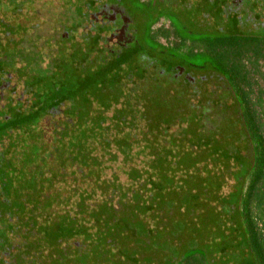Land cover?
<instances>
[{
  "label": "rangeland",
  "instance_id": "rangeland-1",
  "mask_svg": "<svg viewBox=\"0 0 264 264\" xmlns=\"http://www.w3.org/2000/svg\"><path fill=\"white\" fill-rule=\"evenodd\" d=\"M16 1L15 7L0 3V28H15L12 36L0 29V49L13 39L18 50L33 51L40 75L49 79L29 91L33 66L24 69L23 62L0 79V175L10 179L17 191L12 200L20 203L16 217L0 220L10 237V249H0V264H30L29 259L35 264H256L251 249H239L231 233L232 208L224 206L232 201L228 193L236 183L230 174L237 166L215 155L248 154L238 110L228 94L223 99L227 85L216 76L195 72L214 81L207 91L187 94L177 84L166 89L170 78L194 77L195 65L210 61L194 53L197 45L175 42L166 28L168 21L191 42L237 34L264 45V0L251 1V9L262 11L256 25H228L221 32L214 29L220 0L202 3L197 9L209 19L196 37L189 15L183 26L165 9L123 0L136 18L134 38L115 53L98 51L97 36H87L86 47L79 40L68 48L58 44L65 35L59 26L62 11L78 0ZM87 6L96 7V0ZM136 11L145 20L138 22ZM259 63L261 69L251 65L257 75L259 69L264 72ZM211 67L199 69L213 73ZM258 114L264 124V108ZM132 115L136 123L120 124ZM100 120L103 131L88 137L90 126ZM35 151L37 159L29 160ZM64 151L71 157L68 163ZM2 193L0 188V200ZM223 235L233 246L219 240Z\"/></svg>",
  "mask_w": 264,
  "mask_h": 264
},
{
  "label": "trees",
  "instance_id": "trees-1",
  "mask_svg": "<svg viewBox=\"0 0 264 264\" xmlns=\"http://www.w3.org/2000/svg\"><path fill=\"white\" fill-rule=\"evenodd\" d=\"M87 1L88 0H78V3L79 5L87 6ZM7 3L15 7L16 1L9 0ZM70 7L71 6L68 4L66 8L63 9L61 16L62 23L73 22L72 19L74 18V11L71 10ZM18 11H20L19 7H17L15 12ZM75 22L77 23L76 19ZM5 27L6 28L4 29H7L9 34L15 31L14 27L12 29L8 25H5ZM169 34L176 35L177 32L174 29H171ZM233 35L234 34L221 37L217 36L215 37L216 39L213 38L211 40L209 38L202 39L199 37L193 40L192 47H196V45L198 46L197 49L195 48V54L203 53L205 57L208 56L210 58V61L201 59L202 65H195V67L200 68L203 65H211L213 67H211L212 70L218 73L219 76H222L228 87L231 89L230 92H223V99H225L228 94L231 99L234 100L233 108L238 110L237 114L240 126L242 127L241 136L247 150H249L248 154L237 155L223 151L222 153L215 155L223 161H234L237 166V171L233 175L230 174L235 179L236 183L234 189L228 193V196L230 195L232 201L229 204H224V206L232 208V211L229 212V218L232 219L231 224L234 229L231 233L235 235V240L238 239L237 245L239 249H243L244 247H247L246 249H251L252 253H254L256 257V264H264V124L259 122L258 114L260 109L264 108V72L260 71L261 65L259 63L261 61L262 65H264V45L257 44L255 37L252 36L243 38L241 35ZM182 39L185 41L187 38L182 37ZM0 51V66L5 68H2V71L0 72V74L2 73V75H0L1 80L10 74L11 68H13L17 62H23L25 66L24 69L31 68L30 65L33 66V69H29L32 70V77L30 78L31 85L27 86L29 91H38L49 79V77H47L48 75H40L43 73V69L41 67L37 68V61H35L37 59L34 60L35 53H32L33 51L25 53L24 49L18 50L12 45H9V47L5 50L0 49ZM60 54L61 52H59V56ZM28 56H31L30 60L28 59ZM253 64L254 66L260 67L258 75L252 71L251 65ZM87 69L88 68L86 67V71L89 70ZM261 73H263V75H261ZM82 76H84V74H82ZM82 76H77L76 74L75 78L79 79ZM256 77L262 79V86L258 85ZM54 79L55 77L52 78V80ZM181 112L182 111H180V113ZM135 115H132L130 119L122 117L120 119V124H124L126 120L136 123ZM208 119L209 118H206L200 123L205 121L207 122ZM128 121L127 125H129ZM98 124V127L96 125L90 126L88 132L86 133L88 137L89 135L94 137L98 132L101 133V131H103L99 128L102 126L101 120ZM160 129H162L161 125H159L156 130ZM162 134H164L163 131ZM84 137L85 138H82L81 136L80 139H86L85 134ZM151 142L153 141L151 140ZM151 144L155 145L157 143L153 142ZM64 145L63 150L66 149L67 151L68 149ZM60 147L61 145H59V148ZM78 150L81 151V148L78 147ZM64 154L68 155L66 162H70L71 157L69 152H65ZM82 154L84 155V153H81V155H79V159ZM37 155L38 152L35 151L34 155L31 154L29 160L32 161V159H37ZM62 170L63 167H61L60 172ZM0 176V188L3 192L2 194L4 195V197L0 200V220L2 221L4 219L5 221L10 222L12 220V216H15L16 211L19 209V206L16 205L20 203H16L15 200H12L16 197L15 194L17 191L10 179L5 176V173H2ZM95 177L99 178L98 173ZM139 180L140 179L136 176L132 179L133 182ZM135 183L138 184L137 182ZM40 184L45 183L41 182L39 185ZM91 194L93 193L91 192ZM87 197L88 196H86V198ZM84 203L86 204L85 200ZM138 204L143 207L142 203L138 202ZM105 206L108 211L112 210L111 213L115 212L110 204H106ZM254 212H257V217L259 218L256 221V216L254 217L253 214ZM105 214L102 213L101 215L104 216ZM1 223L2 222H0V249H10L9 246H6V244H9V240L7 239L10 238L9 231L6 227L1 225ZM72 234V237L75 236L77 231H74ZM224 236L225 235H223V238H220L219 240H226L227 246H229L231 243L225 239ZM242 238L246 242L245 246L239 241ZM232 244L231 246H233ZM231 246H229V248ZM34 261L35 260L33 259H29L27 263L35 264ZM24 262L26 263L25 260ZM36 264H38V261H36Z\"/></svg>",
  "mask_w": 264,
  "mask_h": 264
},
{
  "label": "flooded vegetation",
  "instance_id": "flooded-vegetation-1",
  "mask_svg": "<svg viewBox=\"0 0 264 264\" xmlns=\"http://www.w3.org/2000/svg\"><path fill=\"white\" fill-rule=\"evenodd\" d=\"M0 0V3H7L9 0ZM16 1V0H15ZM140 3H147L155 9H165L168 12L172 13L174 15L175 22L177 24L184 25L185 16L189 15L188 19H190L192 30H195L193 34L194 37L198 36L196 34L202 32L204 29V23L207 22L209 19L206 12H201L200 9L198 11L197 7L199 8L202 6V3L209 4L211 0H138ZM252 0H220L218 2V13L221 12L220 16L218 15L219 19H217V24L215 26L216 32H221V29L224 27L233 26V27H239L242 25H246L247 23H252V25H256V21L261 17L260 14L262 13L261 9L256 8L255 10L250 8ZM17 2V1H16ZM123 3V4H122ZM96 7L89 8L91 6H84L79 5V3H75L70 5V9L73 10V19L72 23H62L61 19H59L60 27L63 29L64 34H61L59 37L58 44L66 45L68 48L73 43H78L76 40H79L82 44V47H86L85 40L86 37L88 38L90 36H97V41H99L98 44V51L99 48H102L108 52L115 53L118 50L124 49L126 46H128L133 38L134 33L132 31V23L135 21L136 18H133L131 15H129L128 11L132 10L129 7V3L127 1H118V0H96ZM16 6V5H15ZM67 6V5H66ZM93 6V5H92ZM252 6V5H251ZM258 9V10H257ZM16 10V9H15ZM257 10V11H256ZM197 11L202 16L198 17L197 15H194L193 13ZM138 13V11H136ZM196 13V12H195ZM139 14V13H138ZM136 14L138 16V22L145 20V16L143 14ZM229 14V15H227ZM227 16H232L229 20L227 19ZM75 19L77 23L75 22ZM173 19V18H172ZM255 20V21H254ZM167 28L168 31H171V24L167 21ZM259 25L261 23H258ZM4 26L0 28L1 30L6 31L4 35H10L12 36L13 33H10L7 31ZM9 26V25H8ZM263 26V25H262ZM260 26V27H262ZM259 27V28H260ZM203 28V29H202ZM20 32L25 33V31H22L19 29ZM207 30V29H206ZM232 33V32H230ZM1 34V33H0ZM70 35H72L70 37ZM171 38L175 42H181L187 44L190 43L192 46L191 39H186L183 41L182 36L170 34ZM200 37V36H199ZM185 38V36H184ZM13 39L9 40V44L18 48V45H16ZM197 49V48H196ZM195 49V51H196ZM199 51V50H198ZM16 65V64H15ZM14 65V66H15ZM202 74H209L208 76H216L218 80H224L222 76H219L216 72H209V71H203L198 69L191 70L190 73L194 75V77L189 76L188 79L185 78H170L167 82L166 89L170 88V85L173 86V84H177L178 88L184 89L186 93L190 91L191 93L197 92V90H206L205 88L209 86L210 89H212L213 82L214 81H206L205 76L203 75H196L197 73ZM10 74L7 76L9 77ZM197 76L198 79H197ZM225 81V80H224ZM6 83H9L8 81H5ZM226 83V81H225ZM227 85V83H226ZM165 89V90H166ZM191 89V90H190ZM3 91V89H2ZM184 91V92H185ZM207 91V90H206ZM231 89L226 86V92H230ZM164 93V91H163ZM1 94V93H0ZM178 98L180 96L178 95ZM179 100H182L181 98ZM184 101V100H182ZM189 108V107H188ZM185 110V108L183 109Z\"/></svg>",
  "mask_w": 264,
  "mask_h": 264
}]
</instances>
